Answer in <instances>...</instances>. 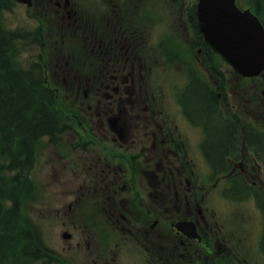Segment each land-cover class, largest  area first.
Returning <instances> with one entry per match:
<instances>
[{"label": "flooded vegetation", "instance_id": "af4514ba", "mask_svg": "<svg viewBox=\"0 0 264 264\" xmlns=\"http://www.w3.org/2000/svg\"><path fill=\"white\" fill-rule=\"evenodd\" d=\"M234 2L264 29V0ZM39 5L52 32L68 30L87 61H100L101 81L77 90L103 95L95 114L108 103L103 111H116L122 128L78 133L89 138L77 149L82 163L54 170V264H264V72L245 78L223 61L206 42L196 0ZM205 14L210 25L216 12ZM169 50L182 59L179 86L160 84L148 62ZM195 91L211 102L210 116L193 105ZM73 179L89 198L68 215L60 188ZM243 204L259 218L256 232L234 222L230 212Z\"/></svg>", "mask_w": 264, "mask_h": 264}, {"label": "trees", "instance_id": "16d2710c", "mask_svg": "<svg viewBox=\"0 0 264 264\" xmlns=\"http://www.w3.org/2000/svg\"><path fill=\"white\" fill-rule=\"evenodd\" d=\"M12 36L0 20V264L37 260L43 249L33 224L22 216L21 207L30 197L33 143L41 132L50 133L57 125L55 116L43 104L51 91L38 73L15 64ZM192 100L196 109L211 115V102L206 97L195 91ZM223 130L216 133L222 137L217 145L220 150L226 149L229 132Z\"/></svg>", "mask_w": 264, "mask_h": 264}, {"label": "water", "instance_id": "95a60500", "mask_svg": "<svg viewBox=\"0 0 264 264\" xmlns=\"http://www.w3.org/2000/svg\"><path fill=\"white\" fill-rule=\"evenodd\" d=\"M234 8L229 14L233 15ZM239 18L234 17V22L230 23V37H237L240 33H244L246 29L241 30ZM251 34V40L247 39L243 42L242 48H237V42L231 43L229 48L228 42L216 41L215 48L222 52L228 62H230L242 74H256L264 68V33L254 24L248 26V33ZM243 37V36H242ZM257 48V50H256Z\"/></svg>", "mask_w": 264, "mask_h": 264}, {"label": "rangeland", "instance_id": "374dc122", "mask_svg": "<svg viewBox=\"0 0 264 264\" xmlns=\"http://www.w3.org/2000/svg\"><path fill=\"white\" fill-rule=\"evenodd\" d=\"M20 14L16 12L15 17L14 16H7L5 21L9 26H18L20 25ZM33 55L29 52L25 53L22 56V60L26 62L28 59H30ZM41 163V162H40ZM40 163L37 164L36 168L34 169L33 173V179H35L36 184H37V190L41 191L44 188H48L47 192L50 191L52 188H50L48 181L51 180V176L46 172V169H42L40 166ZM233 213L231 215L234 216V222L238 225L241 223H251L252 225V230L254 228V232L258 229L259 226V218L255 214V211L251 208H249L248 205H240V208L238 207H233L232 208ZM48 235V234H47ZM50 236H52V232L50 233ZM51 243V241H50Z\"/></svg>", "mask_w": 264, "mask_h": 264}, {"label": "bare ground", "instance_id": "6f19581e", "mask_svg": "<svg viewBox=\"0 0 264 264\" xmlns=\"http://www.w3.org/2000/svg\"><path fill=\"white\" fill-rule=\"evenodd\" d=\"M229 137V136H228ZM230 145V144H229ZM232 145V144H231ZM225 152V151H224Z\"/></svg>", "mask_w": 264, "mask_h": 264}]
</instances>
